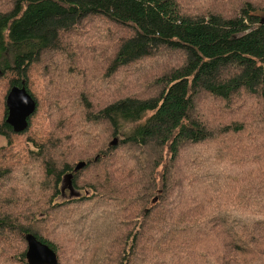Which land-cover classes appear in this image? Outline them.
<instances>
[{"label": "trees", "instance_id": "16d2710c", "mask_svg": "<svg viewBox=\"0 0 264 264\" xmlns=\"http://www.w3.org/2000/svg\"><path fill=\"white\" fill-rule=\"evenodd\" d=\"M263 18L264 0H0V264H28L26 234L57 264H264ZM14 85L36 103L18 132Z\"/></svg>", "mask_w": 264, "mask_h": 264}, {"label": "water", "instance_id": "95a60500", "mask_svg": "<svg viewBox=\"0 0 264 264\" xmlns=\"http://www.w3.org/2000/svg\"><path fill=\"white\" fill-rule=\"evenodd\" d=\"M6 106V122L12 126L15 132H18L27 126V118L34 112L36 103L24 85H14L6 96ZM115 143H117V139L113 138L111 144ZM83 165L84 162H79L74 170L76 171ZM70 178L71 174H68L64 179L69 183ZM25 238L27 240L25 257L28 264H57L56 254L50 247L38 241L32 234H26Z\"/></svg>", "mask_w": 264, "mask_h": 264}, {"label": "rangeland", "instance_id": "374dc122", "mask_svg": "<svg viewBox=\"0 0 264 264\" xmlns=\"http://www.w3.org/2000/svg\"><path fill=\"white\" fill-rule=\"evenodd\" d=\"M120 77H121V74H119L118 78L115 79V82H118ZM5 142H6L5 138L2 137V136H0V146L3 145V144H5ZM63 186H64V188H67L68 184L67 183H64ZM72 195H75V193L73 192ZM66 196H69V195L67 194Z\"/></svg>", "mask_w": 264, "mask_h": 264}, {"label": "flooded vegetation", "instance_id": "af4514ba", "mask_svg": "<svg viewBox=\"0 0 264 264\" xmlns=\"http://www.w3.org/2000/svg\"><path fill=\"white\" fill-rule=\"evenodd\" d=\"M63 188H64V186H63ZM70 190H71V188L67 186V188H64L63 194L66 196L67 194H69ZM71 192H72V190H71Z\"/></svg>", "mask_w": 264, "mask_h": 264}]
</instances>
